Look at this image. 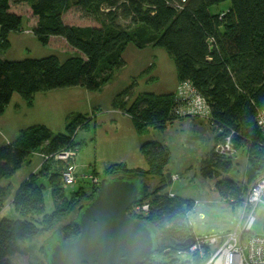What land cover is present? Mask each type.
<instances>
[{
	"label": "trees",
	"instance_id": "trees-1",
	"mask_svg": "<svg viewBox=\"0 0 264 264\" xmlns=\"http://www.w3.org/2000/svg\"><path fill=\"white\" fill-rule=\"evenodd\" d=\"M228 1V11L211 13V8ZM17 5L30 6L37 19L33 34L39 43L48 46L53 39H62L78 55L64 61L54 55L19 62L0 59V116L15 94L31 108L36 95L55 90L80 87L101 92L125 67L123 54L129 44L140 51L164 49L176 66L177 88L190 84L210 109L205 120L214 131V145L201 160L200 176L216 179V191L224 203L241 207L250 185L264 175V140L256 118L264 110V0H0V51L10 49L11 34L23 31V17L12 12ZM72 9L99 26L67 24L64 17ZM155 69L153 64L134 78L112 104L113 110L130 118L141 137L151 130L164 133L177 120L196 117L181 115L180 109L187 102L178 97L179 88L176 93L137 94L138 81L152 76ZM156 79L153 76L149 81ZM92 118L77 114L66 125V134L54 135L46 125H33L22 130L15 142L0 146V183L13 178L36 152L43 160L40 169L24 180L14 195L12 206L19 218H0V264H13L11 258L22 253L19 242L26 239L59 230L66 242L78 238L81 229L74 220L61 223L75 211L78 214L81 205L90 203L100 187L94 185L87 191L80 186L67 193L61 186L59 169L52 172L50 167L55 161L44 159L67 150L78 152L84 144L76 143L75 136ZM228 139L233 151L247 154L245 185L224 176L234 169L232 156H222L215 148ZM140 152L146 159V170L115 164L107 168L103 179L158 180L155 189L147 184V195L138 203L149 204L148 214L128 211L131 218L149 226L157 239V251L143 264H203L205 260L199 256L192 263L155 259L183 253V243L196 239L189 221L194 203L165 192L173 181L166 172L172 156L168 146L146 142ZM48 185L55 210L46 214L44 190ZM10 194L11 186L0 185V213Z\"/></svg>",
	"mask_w": 264,
	"mask_h": 264
},
{
	"label": "rangeland",
	"instance_id": "rangeland-1",
	"mask_svg": "<svg viewBox=\"0 0 264 264\" xmlns=\"http://www.w3.org/2000/svg\"><path fill=\"white\" fill-rule=\"evenodd\" d=\"M230 6L231 3L228 1L211 8V13L217 15V13L228 11ZM12 12L23 17V31L10 35L11 47L7 52L0 51V59L19 62L30 59L41 60V58L54 55L64 61L78 55L75 50L68 48L62 39H53L48 46L38 42L33 34L37 19L33 17L30 6L17 5L12 8ZM64 20L71 26L83 28L99 26L97 21L83 18L74 9L65 14ZM123 57L126 61L125 67L116 72L113 81L101 92L94 93L76 87L61 89L57 92L62 95L48 98L47 94L42 93L37 95L35 107L32 109L24 106L22 98L15 94L5 114L0 116V146L15 142L22 130L33 127V125H46L54 135L66 134V125L71 118L77 114L89 115L93 117L92 121L87 128L79 130L75 136L76 143L84 144L75 158L80 176H90L96 173L94 176L102 182L106 168L114 163H120L123 159L127 160L129 168L138 167L146 170V159L138 152V148L146 142L158 141L168 146L172 155L166 172L172 177H179L178 180L172 178L173 181L165 188V192L194 203L189 214V221L195 235L204 237L235 232L242 208L224 203L216 191V179L210 180L200 176L201 160L207 157L214 145V131L209 121L201 117H188L170 124L164 133L151 130L141 137L136 134L130 118L112 108L115 97L130 86L134 78H138L153 64L156 69L152 76L142 77L138 81L137 94L162 95L175 92L176 66L171 57L164 49L152 47L140 51L131 44ZM153 76L157 79L149 81ZM40 155V152H36L13 178L2 180L0 185H12L11 197L18 191L23 181L35 174L40 164H43ZM232 160L234 169L224 176L245 185L248 166L246 152H235ZM50 167L52 172H58L59 167L55 162L50 164ZM41 182L45 181L41 179ZM146 183L151 186V189L158 187L156 179L147 178ZM92 184L91 180L85 179L64 190L69 193L83 186L88 191L92 188ZM10 201L11 199L6 201L1 216L11 220L18 219L19 215ZM44 204L46 214L55 210L49 185L44 190ZM76 218L77 211L69 219L63 220L61 226ZM263 228L264 219H259L253 228L254 234L263 235ZM50 236L48 233L19 242L22 253L11 258V262L13 264H46L41 248L47 245ZM155 259L160 262L178 259L183 263L191 258L189 255L176 254L172 257L155 256Z\"/></svg>",
	"mask_w": 264,
	"mask_h": 264
},
{
	"label": "water",
	"instance_id": "water-1",
	"mask_svg": "<svg viewBox=\"0 0 264 264\" xmlns=\"http://www.w3.org/2000/svg\"><path fill=\"white\" fill-rule=\"evenodd\" d=\"M147 192V183L140 179H103L94 199L78 210L74 220L81 229L78 238L66 242L59 230L41 248L46 264H143L149 260L157 251L156 236L128 213ZM194 242L188 240L182 247L187 251Z\"/></svg>",
	"mask_w": 264,
	"mask_h": 264
},
{
	"label": "built area",
	"instance_id": "built-area-1",
	"mask_svg": "<svg viewBox=\"0 0 264 264\" xmlns=\"http://www.w3.org/2000/svg\"><path fill=\"white\" fill-rule=\"evenodd\" d=\"M178 88V97L187 102V105L180 109L181 115L209 118L210 109L206 101L196 93L190 84L187 83ZM256 118L264 140V110L260 111ZM215 151L222 156L233 157L235 154L229 139L226 144L217 146ZM76 155L77 152L67 150L46 157L44 160L53 159L55 163H58L60 180L66 189L85 179L91 180L93 186H100L101 181L94 175L80 176L75 164ZM172 178L179 179V177ZM240 208H242V214L235 232L196 237L194 246L178 255H189L191 263L195 256H199L200 259L205 260L203 264H264V234L256 235L253 230L259 219H264V175L258 177L250 185ZM129 210L136 215H145L148 214L149 204L140 205L137 203Z\"/></svg>",
	"mask_w": 264,
	"mask_h": 264
},
{
	"label": "crops",
	"instance_id": "crops-1",
	"mask_svg": "<svg viewBox=\"0 0 264 264\" xmlns=\"http://www.w3.org/2000/svg\"><path fill=\"white\" fill-rule=\"evenodd\" d=\"M64 42V41H63ZM177 85L178 84H176V90H175V92H172V93H176V91H177ZM57 91H59V90H55L54 92H48V93H43V94H47L46 96H47V98L49 97V96H55V95H62L60 92H57ZM45 96V97H46ZM37 100V95H36V98H35V100H34V103H33V105H32V107L30 108V107H28V106H26V104H25V102H24V106H26L28 109H32V108H34L35 106V101ZM133 125V124H132ZM143 145H141V147H142ZM141 147H139L138 148V152H140V149H141ZM129 150V149H128ZM141 153V152H140ZM41 157H42V155H40ZM115 164H125V165H127L128 167H129V165H128V162H127V160L126 159H123L120 163H114V164H112V165H115ZM112 165H110V166H112ZM42 165L40 164V166L37 168V171L40 169V167H41ZM109 166V167H110ZM109 167H107V168H109ZM107 168H106V170H107ZM36 171V172H37ZM17 174V173H16ZM33 175V174H32ZM31 176V175H30ZM29 176V177H30ZM28 177V178H29ZM27 179V178H26ZM45 181V180H44ZM24 182V181H23ZM46 182V181H45ZM12 186V185H11ZM20 188V187H19ZM17 192V191H16ZM15 192V193H16ZM15 193L12 195V197H11V194H10V198L9 199H11V201H10V203L12 204V202H13V200H14V195H15ZM8 199V200H9ZM7 200V201H8ZM5 206V205H4ZM4 209V208H3ZM3 211V210H2ZM2 211H1V213H0V218H3V217H5V216H1V214H2Z\"/></svg>",
	"mask_w": 264,
	"mask_h": 264
},
{
	"label": "clouds",
	"instance_id": "clouds-1",
	"mask_svg": "<svg viewBox=\"0 0 264 264\" xmlns=\"http://www.w3.org/2000/svg\"><path fill=\"white\" fill-rule=\"evenodd\" d=\"M100 187V186H99Z\"/></svg>",
	"mask_w": 264,
	"mask_h": 264
}]
</instances>
